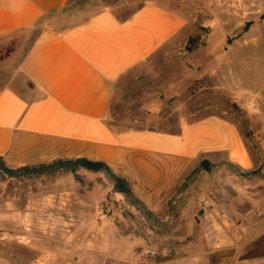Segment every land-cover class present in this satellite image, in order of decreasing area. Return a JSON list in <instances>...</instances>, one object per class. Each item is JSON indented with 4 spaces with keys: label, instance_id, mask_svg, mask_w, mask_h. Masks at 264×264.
<instances>
[{
    "label": "crops",
    "instance_id": "0c3cea01",
    "mask_svg": "<svg viewBox=\"0 0 264 264\" xmlns=\"http://www.w3.org/2000/svg\"><path fill=\"white\" fill-rule=\"evenodd\" d=\"M69 1L0 0V157L8 167L57 160L103 162L145 202L164 190L190 158L234 153L243 168H252L246 146H232L231 125H220L216 118L183 123L177 132L121 127L116 104L122 79L144 71L149 73L133 81L149 84L155 59L168 54L170 43H178L174 40L183 17L148 1L126 15L120 14L126 5H108L76 21L61 13ZM7 48L10 52L2 57ZM158 69L161 88L167 87L157 92L162 103L171 87L163 78L164 68ZM133 93L128 90L125 96ZM216 129L224 137L221 143ZM89 196L82 187H69L18 208L0 202L2 231L40 228L47 215L48 231L69 232L61 240L32 237L22 244L0 238V264H228L225 259L212 261L195 240L171 261L144 256L104 214L93 217L99 202L89 204ZM59 214L64 226L54 222ZM217 236L209 244L210 254L236 246L264 248L262 235L233 230L232 235ZM253 264H264V259Z\"/></svg>",
    "mask_w": 264,
    "mask_h": 264
},
{
    "label": "rangeland",
    "instance_id": "374dc122",
    "mask_svg": "<svg viewBox=\"0 0 264 264\" xmlns=\"http://www.w3.org/2000/svg\"><path fill=\"white\" fill-rule=\"evenodd\" d=\"M148 1L179 14L184 23L174 40L178 43H170L168 54L155 59L157 69L150 72L149 84L133 81L149 73L144 71H137L129 81L122 79L116 104L121 127L177 132L183 123L216 118L220 125H231L232 146H246L252 168H243L234 153L190 158L182 162L164 190L147 202L135 194L139 202L114 193L112 181L102 172L78 168L73 173L10 177L0 171V202L10 201L18 208L37 201L41 194L82 187L88 190L89 204L99 202L93 217L104 214L131 246L156 261L174 260L189 250L193 240L212 261H261L262 246L251 249L253 245L251 250L228 247L210 254L213 247L209 244L218 240L217 234L232 235L233 230L264 238V0H70L61 13L78 21L108 5L124 4L120 14L126 15ZM10 50H1V56ZM160 66L171 87L162 103L157 93L164 83L158 79ZM128 90L134 92L131 98L125 96ZM168 100L173 102L167 104ZM220 135L216 133V140L223 142ZM47 218L42 216L37 229L0 230V238H14L22 244L32 237L61 240L66 233L69 237L66 230L48 231ZM54 222L64 226V216H55Z\"/></svg>",
    "mask_w": 264,
    "mask_h": 264
},
{
    "label": "trees",
    "instance_id": "16d2710c",
    "mask_svg": "<svg viewBox=\"0 0 264 264\" xmlns=\"http://www.w3.org/2000/svg\"><path fill=\"white\" fill-rule=\"evenodd\" d=\"M78 168H83L93 173H105L113 183L114 193L121 194L129 201H138L133 193L131 184L126 179L113 173L111 168L103 162H95L87 159L57 160L48 165H39L34 167L25 166L19 169L12 170L7 168L5 162L0 157V171L9 175L10 177H16L18 175H52L60 172L73 173Z\"/></svg>",
    "mask_w": 264,
    "mask_h": 264
}]
</instances>
